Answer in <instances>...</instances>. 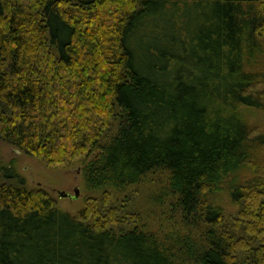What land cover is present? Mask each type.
I'll list each match as a JSON object with an SVG mask.
<instances>
[{"label":"trees","instance_id":"trees-1","mask_svg":"<svg viewBox=\"0 0 264 264\" xmlns=\"http://www.w3.org/2000/svg\"><path fill=\"white\" fill-rule=\"evenodd\" d=\"M245 108L264 111V0H0V140L101 190L72 214L1 167L0 264H264Z\"/></svg>","mask_w":264,"mask_h":264},{"label":"rangeland","instance_id":"rangeland-1","mask_svg":"<svg viewBox=\"0 0 264 264\" xmlns=\"http://www.w3.org/2000/svg\"><path fill=\"white\" fill-rule=\"evenodd\" d=\"M244 111L245 117L250 123L258 124L264 129L263 110L245 108ZM262 155L264 158V151ZM10 165H12L15 170L25 178L29 187L45 188L56 198L58 205L62 209L69 211L72 214L78 213L83 207L86 195L92 193L94 195H100L101 192V190H94L85 185L81 175V167L83 165L81 160L52 167L46 165L39 158L25 153L20 148L0 140V168L2 167L4 171V168ZM3 171H0V177L2 178ZM247 174L251 175V172H248ZM76 187L79 188V196L77 198L58 197L57 190L59 189L65 190L74 196ZM117 194H119V192L112 191L113 200H116ZM131 195L134 194L131 193ZM216 200L224 206L227 214H233L238 208V205L231 200L228 191H223ZM127 203L129 205L131 200H126L125 204Z\"/></svg>","mask_w":264,"mask_h":264},{"label":"water","instance_id":"water-1","mask_svg":"<svg viewBox=\"0 0 264 264\" xmlns=\"http://www.w3.org/2000/svg\"><path fill=\"white\" fill-rule=\"evenodd\" d=\"M57 194H58V197H73V198H77L79 196V188L76 187L75 188V195H71L69 192L65 191V190H62V189H59L57 190Z\"/></svg>","mask_w":264,"mask_h":264}]
</instances>
